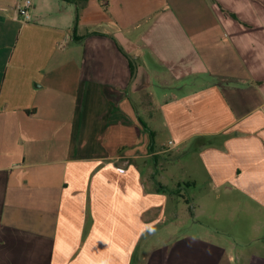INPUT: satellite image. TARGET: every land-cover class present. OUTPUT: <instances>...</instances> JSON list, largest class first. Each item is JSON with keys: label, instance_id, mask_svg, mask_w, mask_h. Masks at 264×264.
Listing matches in <instances>:
<instances>
[{"label": "crops", "instance_id": "1", "mask_svg": "<svg viewBox=\"0 0 264 264\" xmlns=\"http://www.w3.org/2000/svg\"><path fill=\"white\" fill-rule=\"evenodd\" d=\"M0 2V264H264V0Z\"/></svg>", "mask_w": 264, "mask_h": 264}, {"label": "rangeland", "instance_id": "2", "mask_svg": "<svg viewBox=\"0 0 264 264\" xmlns=\"http://www.w3.org/2000/svg\"><path fill=\"white\" fill-rule=\"evenodd\" d=\"M0 1L7 2V0H0ZM18 2L22 4L24 0H18ZM0 27L3 28L5 31V44L7 46L9 53L16 52L15 54L16 56L19 53V51H17L18 48H15V47H16L17 40H18L20 23H16L13 21V14H11L9 11V5L5 3L3 4L2 2H0ZM63 44L64 43H62V46ZM189 154L190 153H186V155H189ZM180 158L186 159L185 157H180ZM153 163L154 161H152V164ZM178 164H172L168 166V168H172V169H169L168 172H173L175 170H176L175 172L178 171L177 172L178 176L179 178L181 177L180 181L182 182V185L184 188V192H183L184 196L186 197V199H190V197H193L192 195L195 193L194 186L189 185L191 183V179L189 177L191 174V168L189 167V165L186 164V161H184V164H180V163ZM196 188L202 191V187L199 184L196 186ZM223 215L225 216L227 221L223 220L222 224L220 225L213 223L211 220H208V221L213 227H215L216 229H220V231H222V233H224L225 235L231 236L234 239L244 240V236L242 235L241 230H239L240 229V224H239L240 213L223 214ZM229 216L235 219L234 223L232 222V219H230ZM202 221L204 220L202 219ZM181 231L188 232L191 230L187 226H184V229H182Z\"/></svg>", "mask_w": 264, "mask_h": 264}, {"label": "trees", "instance_id": "3", "mask_svg": "<svg viewBox=\"0 0 264 264\" xmlns=\"http://www.w3.org/2000/svg\"><path fill=\"white\" fill-rule=\"evenodd\" d=\"M62 1L74 4L75 7H76V20H75V26H74V30H76L77 29V23H78V20H79V17H80V11L84 8L85 3H86L87 0H62ZM127 58L129 60V65H130V69H131V72H132V76H134L135 73H136V70H137L136 61L130 56H127ZM151 134L153 136V133H151Z\"/></svg>", "mask_w": 264, "mask_h": 264}, {"label": "built area", "instance_id": "4", "mask_svg": "<svg viewBox=\"0 0 264 264\" xmlns=\"http://www.w3.org/2000/svg\"><path fill=\"white\" fill-rule=\"evenodd\" d=\"M34 8V0H24L17 9L18 19L22 23H28L32 20V10Z\"/></svg>", "mask_w": 264, "mask_h": 264}]
</instances>
